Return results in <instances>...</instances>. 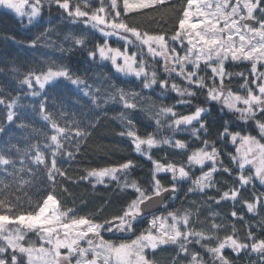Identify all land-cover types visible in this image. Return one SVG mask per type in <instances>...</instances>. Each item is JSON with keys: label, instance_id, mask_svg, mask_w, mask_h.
<instances>
[{"label": "snow or ice", "instance_id": "1", "mask_svg": "<svg viewBox=\"0 0 264 264\" xmlns=\"http://www.w3.org/2000/svg\"><path fill=\"white\" fill-rule=\"evenodd\" d=\"M165 0H122L123 14L128 15L142 9H148L155 6H162ZM49 7L56 5L62 12L72 20H83L84 23L91 24L95 29L100 30L104 36V43H97L87 56L93 61L97 55L101 61H110L116 72L124 75H134L138 79H143V87L150 88L153 84L159 83L162 90H167L169 84L167 80L157 81L155 71L149 73L147 71L146 61L143 59V48H147L148 54L162 56L165 61V71L175 72L176 76L183 77L187 86L181 88L176 83L171 84V90L175 91L179 96L196 97L197 91L207 90L205 102H217L221 104V112L226 108L232 114L239 113L238 119L247 122L255 120L256 112L264 113V80H249L244 73H236L245 80L240 85L241 89L247 90L246 96L234 93L231 87L225 83V77L231 78L234 74L226 71V62L230 59L236 61H249L252 64V74L257 73V63L264 62V0H187V4L183 9L182 16L178 21L179 27L172 36L164 33L157 35L141 32L135 27H130L122 19V13L119 10L120 0H99L100 6L90 8L95 0H77L73 6L70 0H47ZM83 5V7H82ZM0 7L13 10L18 16L23 18L27 16L28 24L33 25V21H43V5L42 0H0ZM25 7L30 11H25ZM194 9V11H192ZM259 13V16L256 14ZM103 14V15H101ZM110 16L111 19L105 17ZM39 18V19H38ZM256 21L259 27H253L247 21ZM35 26V25H33ZM103 26V27H102ZM108 29V30H106ZM110 30V31H109ZM49 30L40 33L35 39L29 41V46L34 47L41 36H44ZM117 35L124 41L123 50L110 46L107 37ZM134 37V41L129 38ZM238 38V39H237ZM13 39L14 37H6ZM75 44L83 46L85 44L84 37H75ZM185 41L187 42L185 44ZM137 43L141 51L139 53L132 52L129 55L128 45ZM17 44H23V41H16ZM171 44L179 43L184 46V55H180L176 47ZM140 56L137 61V56ZM123 63H120V61ZM211 70L210 77L212 83L206 84V77L199 75L201 65ZM191 67V71L187 67ZM264 67V63H261ZM264 77V73L260 74ZM63 78L70 81L74 85H80L83 81L79 76H74L71 71L65 67H57L53 69L49 66L47 71H29L22 84L28 86L29 89L36 86L40 90H44L46 85L59 82ZM217 81H219L217 83ZM249 84L255 88L249 87ZM195 85L197 91L192 90ZM115 88V85H113ZM99 91V89H98ZM115 93L119 95V99L123 102L126 109H135L136 104L130 102V98L138 95L135 92H127L123 88H115ZM41 91L32 90L31 95L38 97ZM84 95H92L93 103L96 97L90 92L85 91ZM110 99H115V95H110ZM18 98L11 97L6 99L0 96V104L5 105L6 119L14 123ZM178 103L190 104L191 101H178ZM243 104L244 107H239ZM39 112L41 118L47 121L51 126L53 134L48 137V144L44 147L49 150L47 155L42 152L38 145H33L35 154L29 152L23 153L25 159L20 161V167H16V161L12 159L10 151L0 150V167L13 168L14 177L18 186L22 189L25 186L33 187L38 178V172L32 171L31 165H35L40 173H46L47 179L41 180L42 183L56 184V177H66V172L58 167L60 161L58 156L65 155L69 158L74 156L71 151L65 150L63 141L68 140L71 143V133L74 132L76 143L75 150L80 151V143L86 140L90 133L88 128L90 124L81 126L76 120L65 122L62 127L58 123V119L54 118L55 114L47 110L46 100H40ZM158 116H171L172 121L169 127L176 126L178 130L181 125H191L193 121L199 123L200 129L205 135H210L209 123L205 121V116L211 115V110L207 107L196 105L195 111L188 115H181L173 110V106H164L159 109ZM64 117V113L60 114ZM257 127L260 129L262 138H264V122L255 120ZM157 129L161 126L160 119H156ZM20 127H24L23 124ZM223 131H217L218 140L230 139L235 145L237 140L240 141V147H237V154L229 153L233 163L238 164L240 169L237 179L240 188H230L222 192L216 203L221 201H237L241 194V188L250 183L253 179H259L264 184V144H261L254 137L242 135L240 131H230L231 123L224 120L220 125ZM6 129L0 126V133ZM125 133H121L124 135ZM126 135L132 140L137 153H141L152 161L153 169L151 178L148 181L150 190L143 187L137 180L129 181L126 174L130 169L135 167L133 161L128 160L117 166H108L103 168L85 169L86 175L80 179L94 178L97 183H104L107 177L111 181H116L117 186L124 197V202L118 209L117 214L111 215L110 218L103 219L100 222L90 217H76L73 215L72 209L59 212V202L50 191L44 197L43 203L38 204L39 211L33 215H19L15 217V221L22 225L21 229L10 231L7 224L12 223L9 216L0 214V264H156L150 261L146 255V250H152L153 254L157 250H162V246H177L176 256L172 258V264H177L181 254L188 257V264H204L203 258L198 252L191 249L192 243L199 244L213 258V264H235V261L229 260L225 255V249H231L237 254V257L245 252L257 253L260 256L259 264H264V239L257 240L256 236L249 231L247 239L252 243H242L236 238V230L233 227L232 234L225 236L222 240L219 237H213L203 231H197L190 227L192 212L185 210L181 213L178 209L168 211L166 214L155 215L157 206H159L165 195L170 199L178 194L179 189L176 187V181L180 179H191L184 165H175L173 163L162 164L158 160H153L152 156L144 152L143 146H147L150 150L154 146L163 144H171L170 138H164L162 141L155 139L153 133H147L141 136L137 133L135 125L131 120L128 121V131ZM192 135L197 140V129L192 130ZM250 145L247 151L241 154V148L244 145ZM254 146V147H253ZM15 147L9 145V148ZM175 147L179 149H187L185 142L175 141ZM211 149L210 151L208 149ZM20 153V149H16ZM218 149L216 141L204 140L203 146L191 151L187 157L189 166L201 165L205 166V161H211L212 167L207 172L192 180V186L188 188L187 193H193L195 190L205 192L207 188L214 187V174L218 172ZM31 156L30 159L27 157ZM50 157V159H49ZM43 166L41 169L40 166ZM245 165H250V169H246ZM254 171L251 175H244V172ZM223 172L231 174L232 169L223 167ZM171 173L172 182L169 187H165L158 177L159 173ZM30 175V179H25L23 175ZM125 175V180L120 183V175ZM10 187V186H6ZM67 191V189H64ZM186 193V195H187ZM3 193L0 192V195ZM134 194V195H133ZM264 195V194H261ZM215 199V198H211ZM259 202L264 205V200L256 196L253 202L245 200L243 203L249 211L255 210V204ZM7 199H0V208L7 206ZM50 206H56V212H48ZM11 210V209H10ZM103 208L98 210V214L102 213ZM48 215H45V213ZM233 217L237 216V212L231 213ZM212 229L220 230L221 225L215 224V215L212 217ZM242 219V217H240ZM143 221H147V227L140 231L137 235L136 225ZM23 229L36 230L40 234V246L34 244L25 246L22 241L25 236L22 234ZM103 233H130L135 236L130 242H121L119 244L104 239ZM217 239L218 243L214 247L205 244V240ZM86 244L87 246H83ZM63 250V251H62Z\"/></svg>", "mask_w": 264, "mask_h": 264}, {"label": "trees", "instance_id": "2", "mask_svg": "<svg viewBox=\"0 0 264 264\" xmlns=\"http://www.w3.org/2000/svg\"><path fill=\"white\" fill-rule=\"evenodd\" d=\"M108 0H105L107 3ZM74 6L77 0H70ZM187 0H165L162 6H155L148 9H142L128 15L123 14V4L120 0L119 10L122 13V19L130 27H135L139 31L148 32L152 35L164 33L167 36L175 34L179 27L178 21L182 16ZM43 21H34L29 25L26 20L18 19L12 12L0 7V96L6 99L17 97L15 122H9L6 119L7 109L5 105L0 104V126L6 131L0 133V150L10 151L12 159L16 161V167H20V161L25 159L23 153L31 150V155L35 154L33 145H38L42 152H49L44 146L48 144V137L53 134L51 126L47 121L41 118L39 112L40 100H46L47 110L54 113L58 123L63 127L66 120H76L81 126L90 124L88 128L90 133L86 140L80 143V151L75 150V134L71 133V143L68 140L63 141L65 150L74 153L72 158L61 155L57 159L60 161L58 167L66 172V177H56V184L42 183L46 180V173H40L35 165H31L32 171L38 172V178L35 186H25L22 189L18 186L17 180L12 175L13 168L0 167V199H7L8 204L0 208V214L9 216V219H15L19 215L36 214L39 211L38 204L43 203L44 197L48 192H52L59 202V209L64 212L72 209L76 217H90L96 222L110 218L117 214L118 209L124 202L116 181L106 180L104 183H96L91 178L80 179L85 173V169L103 168L108 166H117L131 160L135 167L126 174L127 179L137 180L139 184L150 190L148 181L151 178L153 164L151 160L141 153L135 151L132 140L126 135L128 131V121L131 120L135 125L137 133L142 137L147 133H153L155 139L163 140L170 138L171 144L154 146L150 150L143 146L144 152L152 156L153 160H158L162 164L173 163L177 166L185 165L187 157L192 150L203 146L204 140L216 141L218 149L219 169L214 174V187L207 188L205 192L195 190L193 193H187L192 186L190 181L177 179L176 187L179 189L176 194L164 208L167 211L178 209L181 213L185 210L192 212L190 227L203 231L213 237H219L222 240L225 236L232 234L233 227L236 230V238L242 243L251 244L247 239L248 232L251 231L257 238L264 239V205L259 202L255 204V210L249 211L243 203L245 200L253 202L256 196L264 200V184L259 179H253L247 185L241 188V194L237 201L231 199L216 203L222 192L230 188H240L237 179L240 171L238 164L233 163L229 153L235 154L236 148L240 147V141L237 140L234 145L230 139L218 140L217 131H223L220 125L224 120L231 123L230 131H240L242 135L262 139L260 129L255 120L264 122V113L257 111L255 120L244 122L240 119L239 113L232 114L225 108L221 112V104L217 102H205L207 90L197 91L196 86H192L193 91H197L196 97H181L171 90L170 82L176 83L181 88L186 87L184 79L178 80L164 76L163 67L165 61L162 56L148 54L147 48H143V59L146 61L147 71H155L157 81L167 80L169 88L162 90L159 83L153 84L150 88L143 87V79H138L134 75H124L116 72L110 61H101L97 55L93 61L87 56L89 50L97 43H104L103 33L91 26L85 24L83 20H72L67 13L62 12L55 4L49 7L47 0H42ZM100 6L99 0L90 8ZM83 7V5H82ZM103 15V14H101ZM111 19L110 16L105 17ZM49 31L41 36L34 47L29 46V41L35 39L45 30ZM6 37H14L6 39ZM75 37H84L83 46L75 44ZM134 41V37L129 36ZM107 40L111 47L123 50L124 41L117 35L108 36ZM16 41H23V44H17ZM172 44L170 43V46ZM172 47V46H171ZM129 55L132 52L139 53L140 46L137 43L128 45ZM140 56H137L139 61ZM53 69L65 67L71 71L74 76H79L82 84L74 85L70 81L61 78L59 82L46 85L44 90H40L34 84L33 89L21 81L29 71H47L48 67ZM226 71L233 73L231 78L225 77V83L231 87L234 93L241 96L247 95L246 89H241L240 85L245 80L236 73H244L249 80H264L261 73H264V67L257 65L256 75L252 74V65L241 62H226ZM191 71L190 69H187ZM199 75L206 77V84L211 85L212 76L210 69H200ZM176 76V75H175ZM166 77V78H164ZM178 78V77H176ZM219 81H217L218 83ZM123 88L127 92H135L134 98L130 102L136 104L135 109H126L119 95L115 93V88ZM249 87L255 88L249 84ZM99 89V91H98ZM32 90L41 91L38 97L31 95ZM85 91H90L95 97L93 103L92 95H84ZM110 95H115V99H110ZM180 100L191 101L190 104L178 103ZM196 105L207 107L211 110L210 116H205V121L209 123L210 135H205L200 126L197 129V135H192L195 128H185L183 125L169 127L172 121L171 116H158L159 109L164 106H173V110L181 115H188L195 111ZM242 107V104H238ZM64 113V117L60 114ZM160 119L161 126L157 129L156 119ZM23 124L24 127H20ZM199 125V124H198ZM121 133H125L121 135ZM185 142L187 149L175 147V141ZM9 145L15 147L9 148ZM16 149L21 152L17 153ZM211 150L210 148L208 149ZM28 159L31 156L27 157ZM50 159V157H49ZM223 167L232 169L231 174L223 172ZM42 169L43 166L41 165ZM253 172V171H251ZM245 171L244 175H251ZM23 175L25 179H30V175ZM165 187H169L172 182V176L169 173L158 174V177ZM120 183L125 180V175H120ZM6 186H10L7 187ZM67 189V191H64ZM187 193V195H186ZM134 195V194H133ZM215 198V199H211ZM103 208L102 213L98 210ZM11 209V210H10ZM237 212L233 217L231 213ZM215 215V224L222 227L218 231L212 229V216ZM242 217V219L240 218ZM205 244L214 247L217 239L205 240ZM191 249L195 250L204 259L207 251L199 244L192 243ZM177 246H162V250H157L154 254L152 250H146V255L150 261L156 264H172V258L176 256ZM224 255L235 261V264H259L260 256L257 253L245 252L239 257L231 249H225ZM188 257L183 254L179 257L177 264H188Z\"/></svg>", "mask_w": 264, "mask_h": 264}, {"label": "rangeland", "instance_id": "3", "mask_svg": "<svg viewBox=\"0 0 264 264\" xmlns=\"http://www.w3.org/2000/svg\"><path fill=\"white\" fill-rule=\"evenodd\" d=\"M232 2L234 3L235 0H232ZM4 8V7H2ZM10 12H12L18 19H25L26 22H28V19H27V16H24L23 18H21L20 16H18L13 10H9L7 8H4ZM26 12L27 11H30L29 8L25 7L24 9ZM192 11H194V9H192ZM257 16H259V13L256 14ZM39 19V18H38ZM34 22V21H33ZM253 27H259V25L256 23L255 21V24L252 25ZM103 27V26H102ZM108 30V29H106ZM110 31V30H109ZM112 36V35H110ZM115 36V35H113ZM238 39V38H237ZM187 42L185 41V44ZM172 47H176L177 48V51L179 52L180 55H184V46H181L179 43H176V44H172L171 45ZM164 59V58H163ZM228 62H233L231 61L230 59L227 61ZM236 62H241V63H248V64H251V62L249 61H236ZM120 63H123V61L121 60ZM261 63H264V62H261ZM261 63H257L258 64H261ZM252 65V64H251ZM187 69H190L191 70V67L188 66ZM201 69H207L203 66V64L201 65ZM163 72H164V76L168 77V78H173L175 77V79H178V80H181L183 79V77H178V76H175L176 73L175 72H167L165 71V66L163 67ZM151 73V72H150ZM164 77V78H166ZM178 77V78H176ZM177 81V80H175ZM175 81L173 82H170L169 84L171 85L172 83H174ZM177 94V93H176ZM178 95V94H177ZM181 101V100H180ZM185 101V100H184ZM242 107H244V105L242 104ZM199 123L196 122V121H193V123L191 125H183L185 128H195V129H198ZM256 140H258L261 144H264V138L262 139H258V138H255ZM250 145H244L242 148H241V154H243V152L247 151L248 147ZM254 147V146H253ZM237 154V148H236V153L234 155ZM184 165V164H183ZM185 169L186 171L189 172L190 176H191V179H182V180H187V181H190V184H192V180H194L196 177L200 176L202 174V172H207L209 171V169L212 167V162L211 161H205V166H201V165H195V166H189L188 163H186L185 165ZM245 168L246 169H250L251 166L250 165H245ZM247 171V170H246ZM254 171V169L252 170ZM250 173H252L251 171H249ZM159 174H163V172L159 173ZM171 174V173H169ZM93 181H95L94 178H91ZM109 178H105L104 179V182L106 180H108ZM180 179V178H178ZM96 182V181H95ZM97 183V182H96ZM167 206V205H166ZM59 212H62L60 209H58ZM48 212H52V213H55L56 212V206H50L49 209H48ZM168 211L166 209H164L161 213H158V214H155V215H161V214H166ZM35 215V214H34ZM45 215H48V213L46 212ZM10 221H12V223H9L7 224L8 228L10 231H15L17 229H21L22 228V225L19 224V222L15 221V219H10ZM143 224L144 227L140 228L139 231L136 230L137 232V235L139 234L140 231L144 230L146 227H147V221H143L141 223H138V226L137 228L140 227V225ZM22 234L25 236V240L22 241V243L25 244V246H28L29 244H34L36 247H39L40 246V234L39 232H37L36 230H28V229H23V232ZM105 240H108V241H113L117 244L121 243V242H130L132 239H135V236L131 235L130 233H125L123 235H120V236H116V235H113L111 237H106L104 238ZM83 246H87L86 244H84ZM207 255H206V258L203 259L204 261V264H213V258L212 256L206 252Z\"/></svg>", "mask_w": 264, "mask_h": 264}, {"label": "water", "instance_id": "4", "mask_svg": "<svg viewBox=\"0 0 264 264\" xmlns=\"http://www.w3.org/2000/svg\"><path fill=\"white\" fill-rule=\"evenodd\" d=\"M247 22L250 23L251 25H253L255 21L253 20V21H247ZM168 199H169V197L167 195H165L163 202L159 206H157V210L155 211V213H158V212L163 210V205L166 203V201Z\"/></svg>", "mask_w": 264, "mask_h": 264}, {"label": "flooded vegetation", "instance_id": "5", "mask_svg": "<svg viewBox=\"0 0 264 264\" xmlns=\"http://www.w3.org/2000/svg\"><path fill=\"white\" fill-rule=\"evenodd\" d=\"M137 226H138V224L136 225V230L137 231H139L140 228L144 227L143 224H141L139 228H137ZM123 234H125V233H123ZM123 234H121V233H115V234H112V233H103V236H104V238H106V237H111L113 235L120 236V235H123Z\"/></svg>", "mask_w": 264, "mask_h": 264}]
</instances>
